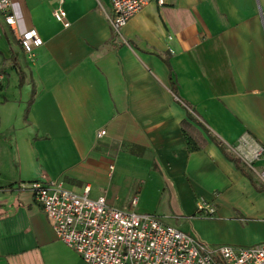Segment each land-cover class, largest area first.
Masks as SVG:
<instances>
[{
  "label": "crops",
  "instance_id": "1",
  "mask_svg": "<svg viewBox=\"0 0 264 264\" xmlns=\"http://www.w3.org/2000/svg\"><path fill=\"white\" fill-rule=\"evenodd\" d=\"M10 2L13 28L0 16V264H85L34 202L38 181L87 188L209 247L264 243V186L230 151L241 140L261 148L264 168V0L151 2L121 36L110 0ZM30 31L42 42L31 58L19 42ZM201 201L213 215L197 212Z\"/></svg>",
  "mask_w": 264,
  "mask_h": 264
},
{
  "label": "built area",
  "instance_id": "2",
  "mask_svg": "<svg viewBox=\"0 0 264 264\" xmlns=\"http://www.w3.org/2000/svg\"><path fill=\"white\" fill-rule=\"evenodd\" d=\"M151 2L163 4V0H110L108 20L113 33L121 36L128 21ZM10 9V0H0V16L6 26L13 28L15 20ZM52 16L64 26L68 25L62 9H54ZM19 42L29 58L34 48L42 44L33 31L22 34ZM103 135V131L98 133V137ZM230 151L233 155L234 151L238 152L235 157L264 186V168L255 170V162L263 150L251 149L241 140ZM28 188L50 222L56 239L85 264H264V243L247 248L209 247L152 214L116 209L108 206L102 196L90 199L87 188L81 195L67 190L60 181L33 182ZM197 212L211 216L214 208L201 201Z\"/></svg>",
  "mask_w": 264,
  "mask_h": 264
},
{
  "label": "rangeland",
  "instance_id": "3",
  "mask_svg": "<svg viewBox=\"0 0 264 264\" xmlns=\"http://www.w3.org/2000/svg\"><path fill=\"white\" fill-rule=\"evenodd\" d=\"M234 153H235V155H233V156H238L239 154H238V152H236V151H234ZM253 164V163H252ZM244 167H245V169H246V171L249 173V174H251L252 175V172H251V170L246 166V165H243ZM258 168L256 167L255 168V170H257ZM253 177H255V175H252ZM256 178V177H255ZM186 224H188L187 222H186ZM187 233V232H186ZM187 234H189V235H191L190 233H187Z\"/></svg>",
  "mask_w": 264,
  "mask_h": 264
},
{
  "label": "trees",
  "instance_id": "4",
  "mask_svg": "<svg viewBox=\"0 0 264 264\" xmlns=\"http://www.w3.org/2000/svg\"><path fill=\"white\" fill-rule=\"evenodd\" d=\"M171 90L172 91H174V87L171 85ZM32 102V98L30 99V101H29V104ZM27 111H28V108H27V110H25V113H27ZM233 163H235L234 161H233Z\"/></svg>",
  "mask_w": 264,
  "mask_h": 264
}]
</instances>
